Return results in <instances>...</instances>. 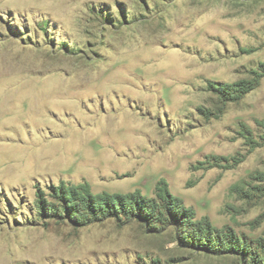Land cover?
Masks as SVG:
<instances>
[{
	"label": "rangeland",
	"instance_id": "1",
	"mask_svg": "<svg viewBox=\"0 0 264 264\" xmlns=\"http://www.w3.org/2000/svg\"><path fill=\"white\" fill-rule=\"evenodd\" d=\"M263 65L264 0H0V264H264Z\"/></svg>",
	"mask_w": 264,
	"mask_h": 264
},
{
	"label": "trees",
	"instance_id": "2",
	"mask_svg": "<svg viewBox=\"0 0 264 264\" xmlns=\"http://www.w3.org/2000/svg\"><path fill=\"white\" fill-rule=\"evenodd\" d=\"M260 69L264 74V65ZM261 77H264V75L259 76L257 74L252 80H243L233 84H223L219 85L220 90H216L214 88L212 90H216V92L218 91L217 93L224 97L226 103H237L241 101L249 92L258 87L259 80ZM79 191V193H76L75 191L71 192V202L75 204L74 205L73 203H71L74 205L71 210L75 209V211L73 212L75 214L80 215L81 219H74L76 218L74 216H71V218H73L76 222L82 225H85L87 223H94L98 221L96 219H106L109 217L118 218L121 217V212L126 211L128 213H133V211L136 210H138V215H146L149 219H153V217L156 216V219L159 221L165 220L163 213L160 211H156L157 207L155 206V204H153V202L145 199L142 200L141 198H139V196L135 194L116 196L105 194L103 196H94L93 194H91L90 190L87 187L81 188V190ZM167 197L172 198V200L174 201L173 205L180 209V211L178 210V212L173 213L174 218L178 217V214L182 213L183 215L186 212L187 209L183 207L182 202L179 199L173 198L169 194H167ZM162 207L165 209L169 208L167 207V200L163 202ZM84 212L90 214L91 217L87 215L86 218ZM96 214H98L99 217L96 216ZM92 217H94V219ZM193 245L196 246L195 243H193ZM206 248L207 250H212L213 252L215 251L209 245Z\"/></svg>",
	"mask_w": 264,
	"mask_h": 264
}]
</instances>
